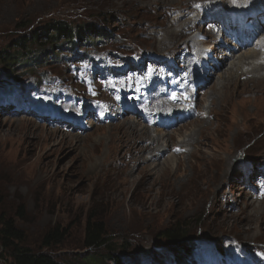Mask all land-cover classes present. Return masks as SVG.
<instances>
[{"label": "rangeland", "instance_id": "rangeland-1", "mask_svg": "<svg viewBox=\"0 0 264 264\" xmlns=\"http://www.w3.org/2000/svg\"><path fill=\"white\" fill-rule=\"evenodd\" d=\"M181 1L0 0V221L10 220L22 232V247L60 263H75L80 257L107 255L109 251L119 264L264 261V214L253 223L254 213L258 216V210L264 212V206L258 209V204L264 203V158H259L254 149V143L264 145L260 139L262 127L252 123L248 136L236 135L238 130L248 128L247 118L264 122V89H232L224 94L223 113L204 133L209 142L200 159L190 158V163L179 167L172 162L166 171L158 165L160 161L138 167L128 180L115 181L99 172L105 166L93 165L106 145L117 148L116 138L121 136L112 125L103 127L98 120L100 111L86 110L83 120L75 121L83 134H65L49 130L48 122L52 121H46L40 108L31 103H43L45 112L62 119L60 107L68 102L48 103L32 95L42 87L71 100L88 96V77L95 85L126 94L139 90L145 80L148 84L155 81L160 95L169 94L176 82L171 61H151L122 45L130 39L139 42L132 14L140 3L176 5ZM116 11L120 12L114 15ZM213 16L222 21L223 14ZM51 23L73 29L93 26L97 33L108 36L97 42L87 34L83 40L74 41L72 50L42 36V30ZM33 35L38 36L35 43L26 46L27 53L42 55L39 63L37 59L27 63L26 56H20L24 50H16L14 43L22 36ZM238 38L241 40L242 35ZM200 47L206 50L212 45ZM7 55L17 59L11 66L12 59L3 60ZM12 85L16 87L12 89ZM227 159L234 161L235 169L223 175ZM215 191L231 196L234 216L220 210V195L215 199ZM253 197L257 201L250 206ZM19 207L23 208L22 218ZM254 209L257 212L247 214ZM91 218L105 226L108 242L98 251L83 246L85 225ZM176 222L187 223L188 236L181 243H167L161 233ZM55 228L63 233V240L45 245L43 237ZM198 237L216 240L209 248L197 247ZM231 238L256 245L255 252L243 256L221 252ZM4 259L8 261L9 257L0 250V264H6Z\"/></svg>", "mask_w": 264, "mask_h": 264}, {"label": "bare ground", "instance_id": "bare-ground-1", "mask_svg": "<svg viewBox=\"0 0 264 264\" xmlns=\"http://www.w3.org/2000/svg\"><path fill=\"white\" fill-rule=\"evenodd\" d=\"M215 13L223 14L221 22L213 16ZM132 18V25L139 30L135 34L139 42L136 44L130 39L122 47L151 58L148 59L151 61L169 59L176 81L169 94L160 95L155 81L148 84L145 80L139 90L126 94L117 88L95 85L93 78L88 77L86 84L91 89L88 96L71 100L61 92L51 94L42 87L32 95V98L38 97L48 103L68 102L60 107L62 119L45 112L41 107L45 106L43 103L30 101L40 108L46 121H52L48 122L49 130L83 134L75 121H82L86 110L100 111L98 120L103 122V127L117 128L121 135L116 138L117 148L106 145L102 157L93 163L105 166L99 172L109 181L128 180L138 167L160 161L158 165L166 171L172 162L179 167L190 163V158L200 159V152L209 142L204 133L216 125L223 113L224 94L232 89H264V0H183L176 5L140 3ZM249 23L253 26L247 25ZM238 34L242 35L241 40ZM204 44L212 47L204 50L200 47ZM8 87L10 90L13 85ZM144 94L147 97L142 98ZM245 122L248 128L238 130L237 137L248 136L250 124L256 123L262 127L260 139L264 144V122L255 118H247ZM72 142H76L75 137ZM254 144L258 157L264 158V145ZM113 155L114 159H111ZM233 162L226 160L223 175L235 169ZM220 174L214 175L219 177ZM219 195L220 210L234 216L231 196L216 192L215 199ZM253 201H257L256 197L251 198L250 206ZM262 206L264 203L258 204V209ZM258 209L247 214L252 215ZM258 212V216L254 213L253 223L264 214ZM196 239L197 247L206 248L216 240ZM255 248L256 245H246L231 238L220 251L228 256H243L247 252L254 253ZM210 252L214 254L213 249ZM240 261L246 262L244 258Z\"/></svg>", "mask_w": 264, "mask_h": 264}, {"label": "trees", "instance_id": "trees-1", "mask_svg": "<svg viewBox=\"0 0 264 264\" xmlns=\"http://www.w3.org/2000/svg\"><path fill=\"white\" fill-rule=\"evenodd\" d=\"M87 34L89 37L94 36V38H97V42H101V40L108 36L107 33H97L93 26L73 29L62 23H51L42 30V36L46 39L52 42H60L69 45L72 50H75L73 46H76L78 41L86 38ZM37 36H22L14 42L16 44V50H19V48L24 50L20 53V56H26L27 63L35 59H37L36 61L38 63L41 62L42 55H31V53H27L26 47L30 43H35ZM7 56L8 57L3 60L10 61L12 59L10 66L13 65V62L17 59L10 55ZM22 212L23 208L19 207L18 213L21 218L23 217ZM62 234L63 233H60L58 228L49 230L43 237V242L45 245L60 243L63 240ZM161 236L167 243H181L186 239V236H188L187 223L176 222L173 226L165 229L161 233ZM105 238V226L93 218L88 219L84 229V248H91L92 250L98 251L108 242ZM23 241L24 235L14 226L12 221L6 219L0 221V250L9 257L8 261L4 259L6 264H106L107 262L119 264L111 251H109L107 255H97V257L91 255L80 257L75 263H60L49 255L33 253L28 248L22 247L21 244Z\"/></svg>", "mask_w": 264, "mask_h": 264}]
</instances>
